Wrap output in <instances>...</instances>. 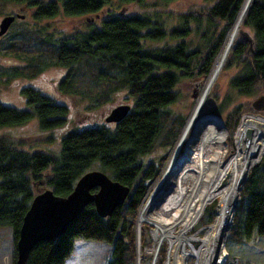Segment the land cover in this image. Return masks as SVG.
<instances>
[{"label": "trees", "instance_id": "obj_1", "mask_svg": "<svg viewBox=\"0 0 264 264\" xmlns=\"http://www.w3.org/2000/svg\"><path fill=\"white\" fill-rule=\"evenodd\" d=\"M243 1L215 0L211 7L201 12L181 13L179 19L183 25L174 28L169 33L170 38L184 37L186 28H194L192 31L199 35L195 47L177 41L171 46L145 50L143 38L161 41L168 35L165 26L147 14H113L102 19L99 27L93 26L90 31H79L65 38H55L53 33L42 34V31L32 34L26 27L22 29L25 32L22 38L7 45L11 51L38 54L36 60H28L25 69L30 75L39 74L49 62L65 68L68 73L61 79L59 88L83 94L92 101L91 105L104 103L117 88L127 89L133 100L130 112L123 119L114 124L66 132L60 139V149L54 151L33 150L22 140L0 135V227L8 226L13 234L12 264L17 257L15 246L19 228L38 191L35 184H42L54 194L65 196L74 189L82 174L97 168L112 176L113 180L130 186L128 198L106 218L98 215L92 202L89 203L57 240L37 242L26 263L66 264L74 238L82 236L104 240L111 246L107 264H134L137 240L134 219L151 180L159 176L166 159V153L160 154L156 160L149 154L159 146L168 151L185 121L181 113H175L169 107L180 98L177 84L180 79L192 77V80L198 79L196 89L202 86V80L209 74L222 39ZM6 3L27 4L35 9L31 15L34 20H44L58 14L73 17L96 14L105 9L109 1L0 0V7ZM189 21L195 22L193 28ZM242 27L253 32V49L249 50L250 43L238 38L224 68L233 63L239 65V74L232 77L229 84L240 94L247 95L251 94L253 86L264 80V0L251 2ZM31 42L34 49L30 47ZM42 56L47 59L43 60ZM22 93L30 108L18 109L0 101V127L19 126L33 117H36L41 131L63 125L67 105L56 103L52 97L31 86L23 88ZM233 115L240 116L239 108L232 110L229 120ZM247 178L233 214L234 225L228 243L231 238L245 243L255 232L264 236V160ZM215 214L213 207L200 223L203 226L213 223ZM228 253V260H232L233 253ZM161 256L158 264L164 260V250Z\"/></svg>", "mask_w": 264, "mask_h": 264}, {"label": "rangeland", "instance_id": "obj_2", "mask_svg": "<svg viewBox=\"0 0 264 264\" xmlns=\"http://www.w3.org/2000/svg\"><path fill=\"white\" fill-rule=\"evenodd\" d=\"M108 1V6L96 14L90 13L88 15H79L75 17L62 16V14H58V16L54 18L50 17L44 20H34L31 15L32 13H34L35 9L30 8V6H28L27 4L24 5L20 3H6L4 4V6L0 7V19L7 13H10L11 15H15L17 13L19 14V16L15 19L16 22L9 26L5 35L0 37V101L5 105H13L18 109H28L30 107L26 105V99L24 94L22 93V89L31 86L34 87V89H37L39 91L41 90L50 98L52 97L56 101V103L67 105V116L64 119L63 125L60 127H53V129L48 131H41L36 117H33L28 121L23 122L19 126L13 125L10 127H0V135L2 134L4 136L14 137L16 138V140H22L25 143L26 147L33 148V150L54 151L60 149V139L64 137L66 132L74 131V129H84V127L87 126L91 127L99 124L103 125L105 123H110L106 122L104 119L105 116L109 114L112 107H114L118 103L121 104L127 102L130 104V106H132L133 103V100L131 99L127 89L123 90L117 88L109 94V98H106L104 100V103L91 105L92 101L90 99H87V97L83 94L77 93V91L68 92L66 90H63L62 88H59L61 79L66 76L68 71H66L65 68L61 66H55L54 63L51 62H49V65H47V67L40 70L39 74H37L36 76L30 75L25 69L29 64L28 60H30V58L36 60L38 54L33 51H29V53L26 54L21 52L20 50L11 51L7 49V45L11 41H16V39L22 38V34L25 33L22 32L23 28L27 27L29 30H31V32H33L32 34H37L36 32L42 31V34L48 32L53 33L55 38H65L79 31H90L93 26L99 27L100 21L102 19L108 18L113 14L115 16H142L143 14H147V16H152L153 19L158 23L163 24L168 35L161 41H153L148 40V38H143L142 43L146 48L145 50L150 51L157 46H171L174 45L177 41L188 42V44H190L192 47H195L197 42H199L198 33H194L192 31L194 29L193 27L195 26V22L189 21V26L193 29H190L189 27L186 28L184 31L186 34L185 36L183 35L184 37H178L175 39L170 38L171 36L169 33L174 30V28L181 27L183 25L182 23H180L179 19V17L183 15L181 13L189 12L190 14L195 10L201 12L209 6L211 7L215 3V0H132L131 2H125L122 0ZM241 29L250 32V34L253 33L251 30H249V28L247 29L241 26L238 38L242 37L240 35ZM223 39L222 41H224ZM32 44L33 42H31L30 47L34 49L35 47ZM42 58L43 60L47 59L43 56ZM214 61L215 59H213L212 63H214ZM238 66L239 65L237 63H233L232 65H229V67H223L221 69V72L219 73L220 76L214 82L213 87L209 92L210 96L206 100L205 104L203 105L204 108L200 112L201 116H214L223 122L225 128L227 129L228 137L230 136L228 140L229 142H225L228 150H230L227 152L228 158L234 155L235 148L231 146V141H233L234 132L236 131L242 116L247 113H257L264 115V109L257 110L252 104L253 100H255L256 97H259L264 93V80L259 81L257 85L252 87L251 94H240L235 88L231 86V84H229L230 79L234 76L236 77L239 74L240 68ZM207 76L203 78V84ZM192 79V77H187L179 80L177 84V91L179 92L180 98L174 104L169 105L173 112L178 114L181 113L185 118V121L187 120V117L195 104L197 95L203 86V84H201L202 86H200L199 89H196L197 86H195V83L198 81V79ZM234 108H239L240 116L233 115L232 120H229V115L232 114V110ZM185 121H183L181 124L180 132ZM180 132L177 134L175 142L170 145L169 149H167L168 151H164V147L159 146L151 154H149L150 158H154L156 160L160 157V154L166 153V159L160 167L159 176L161 175L163 167L168 162V159L173 151L172 149L177 142V138ZM181 150L182 151L177 155L178 157H176L178 166L177 170L180 171L181 167L192 163V161L186 156L187 150H185V146ZM262 156V159L258 160V162H256L252 167V169L248 171L246 178L248 177L249 173H251L255 169L256 166L262 164L264 160V153ZM159 176L151 180L150 186L147 188V195L141 202V206L149 200V196L151 194L150 187ZM243 184L241 185V190ZM45 187L46 186H42V184L39 183L35 184V188L39 191L44 190ZM218 200L219 199L215 198L213 202L206 205V210L204 209L203 215L200 216V219H198V222H196L197 224H195V227H193L191 234L210 225L206 224L205 226H203L200 221L202 217H205L209 212H211V209L213 207L216 211L213 222L216 220L218 214ZM238 203H240V200L238 201ZM238 203L236 204V207ZM236 207L233 209V214H235L236 212ZM139 209L137 212V220L134 219L133 225L135 227L134 230L137 237V240H135L136 259L134 261V264H158V260H160L162 257V250H164V260H162L160 264H165L169 255V242L164 239L157 245V247L152 246L154 241L153 225L147 221H144L143 223L138 225ZM233 214L230 218L232 225L228 230L229 235L231 234L230 229L234 225ZM229 235L227 236L229 237ZM12 236L13 234L8 226L0 227V264H12L11 261L14 254V243L12 241ZM74 240L75 241L71 247V252L65 259L66 264L109 263L111 257L110 252L112 251V248L104 240L98 241L93 238L85 239L82 236L76 237L74 238ZM227 240L228 239L226 238V241ZM226 241V246L224 247H226L225 249L227 253V260L228 256H230V253H228L229 251L234 255L231 258L232 260H230L234 263L264 264L263 235H257L256 232L252 233L245 240V243L237 242L232 238L230 239L231 243H228ZM228 244H230L229 248ZM139 250L143 251L140 253V255ZM195 262L196 258L193 256L192 258L190 256V258L187 259V264H195Z\"/></svg>", "mask_w": 264, "mask_h": 264}, {"label": "bare ground", "instance_id": "obj_3", "mask_svg": "<svg viewBox=\"0 0 264 264\" xmlns=\"http://www.w3.org/2000/svg\"><path fill=\"white\" fill-rule=\"evenodd\" d=\"M251 2L253 0H244L240 6L168 162L151 185L149 200L139 209L138 225L144 221L153 225L152 246L157 247L164 239L169 242L165 264H187L190 256L196 258L195 264H237L226 262L224 246L241 185L248 171L263 157L264 115L242 116L231 141L234 155L228 158L230 150L225 142H229L230 136L223 122L214 116H201L200 112L226 64ZM184 146L192 163L181 167L180 171L176 157ZM215 198L219 199L216 220L191 234L206 205ZM141 252L139 250V255Z\"/></svg>", "mask_w": 264, "mask_h": 264}, {"label": "water", "instance_id": "obj_4", "mask_svg": "<svg viewBox=\"0 0 264 264\" xmlns=\"http://www.w3.org/2000/svg\"><path fill=\"white\" fill-rule=\"evenodd\" d=\"M18 16V13L15 15L7 13L0 19V36L6 34L9 26L15 22V18ZM240 35L244 41L250 43L249 50H252L254 40L250 32L241 29ZM252 104L257 110H263L264 93L256 97ZM130 108L131 106L127 102L118 103L110 109L104 120L116 123L130 112ZM129 188L130 186L113 180L112 176L97 168L88 169L82 174L76 180L74 189L65 196L54 194L49 187H45L41 191L38 190L27 208L22 220L23 224L19 228L20 233L15 246L17 253L15 264H27L30 250L40 240H57L61 234L65 233L68 224L76 219L79 212L84 211L89 203L92 202L98 215L105 218L110 216L113 210L119 208L128 198Z\"/></svg>", "mask_w": 264, "mask_h": 264}]
</instances>
